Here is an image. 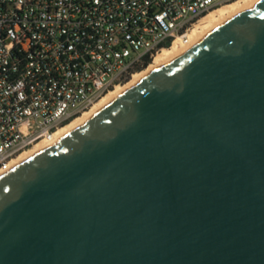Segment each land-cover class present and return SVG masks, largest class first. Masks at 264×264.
<instances>
[{"label": "water", "instance_id": "obj_1", "mask_svg": "<svg viewBox=\"0 0 264 264\" xmlns=\"http://www.w3.org/2000/svg\"><path fill=\"white\" fill-rule=\"evenodd\" d=\"M0 264H264V0L0 175Z\"/></svg>", "mask_w": 264, "mask_h": 264}, {"label": "built area", "instance_id": "obj_2", "mask_svg": "<svg viewBox=\"0 0 264 264\" xmlns=\"http://www.w3.org/2000/svg\"><path fill=\"white\" fill-rule=\"evenodd\" d=\"M233 1L0 0V175Z\"/></svg>", "mask_w": 264, "mask_h": 264}, {"label": "bare ground", "instance_id": "obj_3", "mask_svg": "<svg viewBox=\"0 0 264 264\" xmlns=\"http://www.w3.org/2000/svg\"><path fill=\"white\" fill-rule=\"evenodd\" d=\"M261 0H236L227 5L221 6L209 13H207L204 17H202L199 22L196 24L195 29L190 35L191 43L189 45L182 44L179 41L173 43L170 48L164 49L154 56L151 64L141 72L134 73L130 78L128 83L124 85H117L115 88L110 90L108 93L103 95L92 107L89 111L84 112L77 118L73 119L68 125L63 127L59 133L57 139H62L75 129L82 126L88 120H90L93 116L111 104L116 98L121 96L127 90L138 84L145 77L159 69L160 67L166 65L171 62L185 51H187L194 44L202 41L206 36L220 27L222 24L226 23L230 19L236 17L241 14L245 10L253 7ZM197 28V29H196ZM49 145H38L35 146L31 151L22 153L17 159V165L23 163L24 161L30 159L31 157L37 155L42 152Z\"/></svg>", "mask_w": 264, "mask_h": 264}, {"label": "trees", "instance_id": "obj_4", "mask_svg": "<svg viewBox=\"0 0 264 264\" xmlns=\"http://www.w3.org/2000/svg\"><path fill=\"white\" fill-rule=\"evenodd\" d=\"M150 63H151V60L150 59H147V61L144 63V65L142 67L138 68L136 70V72L144 71L149 66Z\"/></svg>", "mask_w": 264, "mask_h": 264}, {"label": "rangeland", "instance_id": "obj_5", "mask_svg": "<svg viewBox=\"0 0 264 264\" xmlns=\"http://www.w3.org/2000/svg\"><path fill=\"white\" fill-rule=\"evenodd\" d=\"M226 5H227V4H226ZM196 27H197V26H196ZM196 29H197V28H196ZM151 62H152V61H151ZM150 64H151V63H150ZM136 73H137V72H136ZM129 80H130V79H129ZM129 80H128V81H129ZM128 81H127L126 83H128ZM126 83H125V84H126ZM122 85H124V84H122ZM90 109H91V108H90ZM90 109H88L87 111H89ZM87 111H85V112H87ZM30 151H31V150H30ZM27 152H29V151H27Z\"/></svg>", "mask_w": 264, "mask_h": 264}]
</instances>
